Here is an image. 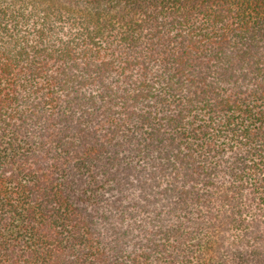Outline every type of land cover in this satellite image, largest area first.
Returning <instances> with one entry per match:
<instances>
[{
    "label": "trees",
    "instance_id": "obj_1",
    "mask_svg": "<svg viewBox=\"0 0 264 264\" xmlns=\"http://www.w3.org/2000/svg\"><path fill=\"white\" fill-rule=\"evenodd\" d=\"M0 264H264V0H0Z\"/></svg>",
    "mask_w": 264,
    "mask_h": 264
}]
</instances>
